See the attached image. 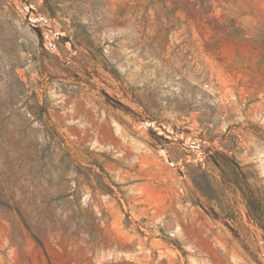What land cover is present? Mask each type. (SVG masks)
Returning <instances> with one entry per match:
<instances>
[{
    "label": "rangeland",
    "instance_id": "374dc122",
    "mask_svg": "<svg viewBox=\"0 0 264 264\" xmlns=\"http://www.w3.org/2000/svg\"><path fill=\"white\" fill-rule=\"evenodd\" d=\"M0 264H264V0H0Z\"/></svg>",
    "mask_w": 264,
    "mask_h": 264
},
{
    "label": "built area",
    "instance_id": "2783aa9c",
    "mask_svg": "<svg viewBox=\"0 0 264 264\" xmlns=\"http://www.w3.org/2000/svg\"><path fill=\"white\" fill-rule=\"evenodd\" d=\"M47 46H48L49 49H54V45H53V43L51 41H48ZM142 127L144 129L156 130L158 135H161L162 134L158 130V127L155 126V123L154 122H147V121H145V122L142 123Z\"/></svg>",
    "mask_w": 264,
    "mask_h": 264
}]
</instances>
